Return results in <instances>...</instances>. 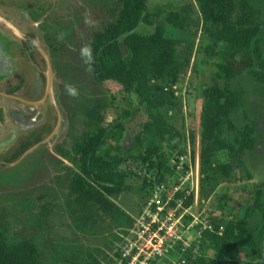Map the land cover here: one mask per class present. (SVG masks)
Masks as SVG:
<instances>
[{"label": "rangeland", "instance_id": "rangeland-1", "mask_svg": "<svg viewBox=\"0 0 264 264\" xmlns=\"http://www.w3.org/2000/svg\"><path fill=\"white\" fill-rule=\"evenodd\" d=\"M4 1L7 3L0 4V12L14 22L18 23L21 19H25L35 27L41 26L44 22L42 30L49 33L51 43H59V52L57 55L52 54L56 67L54 71L52 70L49 79L48 72H44L46 86L39 91L37 97L39 103H36L34 108L41 115L44 110L48 111L47 130L54 127L55 129L49 136L48 133L42 135L44 139L48 137L41 143L40 148L33 149L35 150L33 155L29 156L27 154L30 152H27L13 164L16 165L15 169L0 175V178H3L0 179L2 181L0 182V231L5 232L8 241L11 242L32 241L45 261H49L51 257L66 260L72 253L85 257L88 252L94 253L100 249L103 255L101 261L104 264L118 239L109 238V242L106 243L105 238L109 236L107 229L103 234L100 229L96 230L95 235L77 232L64 210L68 178L77 173L78 169L77 164H71L66 159L72 153L74 141L93 129L88 124L85 111L87 108H99L100 115L96 119L97 123L104 121V123L112 124L114 120L121 122L124 134L120 145L123 149H134L132 144L135 137L142 134L144 143L140 148L141 151H144L146 146L159 145L152 133L144 132V126L152 122L159 114L172 127L177 128L182 124L180 128H177L178 131L170 142L162 146L163 151L169 156H173V153L177 151L187 153L189 144L187 136L190 141L193 135L195 148H192L191 143L190 146L196 152L204 91L212 87H225L227 84L215 76L216 65L224 62L221 56L222 46L203 34L199 11L193 0H147V11L150 16L159 15L163 18L168 14L177 15L184 20L186 30L181 31L168 25L164 26L165 38L184 43L181 52L185 66L174 90L167 80L150 78L149 94L155 110L145 112L144 106L136 97H126L114 89L107 91L101 86H93L89 70H87L89 66L79 55V50L85 45L87 36L109 21L110 11L115 7L116 0ZM250 3L259 13L258 21L264 23V0H250ZM31 6L33 9L27 10ZM43 14L45 18L42 20ZM59 17L62 20L60 24H56ZM63 18L66 19L63 20ZM158 22L162 23V20ZM20 24L19 26L26 31L25 23L22 21ZM46 25L48 27L44 29ZM3 30L0 26V34ZM7 32L6 30L0 36V46L1 44L4 46L5 55L9 60L15 59L12 63L18 66L20 58L17 51L16 57L13 58L15 50L12 47H16L14 43L11 46L12 41L7 38L9 36ZM136 33L139 36L148 37L153 34V29L140 26ZM259 45L264 52V32L259 38ZM36 60L39 61L37 58ZM34 64L37 66V63ZM229 64L239 72V75L228 85L230 89L240 92L243 109L231 116V128L226 126L223 140L229 146H234L237 132L250 124L254 128V144L251 151L235 154L232 158L227 155H215L210 171L203 180L200 176L199 164L198 198L189 213L198 220L207 216L212 229L218 223H221L220 227L223 228L227 222L243 220L248 227L260 229L263 221L258 209L254 207L258 204L264 210V84L255 81L246 73L249 63L236 59L229 60ZM26 67L21 74H25L23 81L28 85L32 82L33 75L41 71L34 67L28 68L32 69L30 71L27 69L28 73L25 71ZM20 69L15 71V75ZM15 75L10 78H16ZM6 76V72L0 73V80ZM54 82L57 91L56 99L52 91ZM66 83L78 90L77 97L73 98L66 94ZM49 84L51 87L47 95L46 87ZM46 95L50 102L42 106ZM3 107L7 116L5 127L0 128V153H10V145L24 138L28 131L35 127L32 123L30 127L24 119L20 126L18 124L15 126L12 124L13 120L20 119H14V114L20 113V110L15 111L13 107L2 104ZM18 109H22L25 114L27 108L19 107ZM125 114L128 115L127 118H124ZM59 151L64 157L58 154ZM50 154L58 156L59 159L55 157L54 159L61 164L54 162L53 155L50 156ZM222 165L229 166V174L225 175L222 172ZM133 171L135 176L126 181L125 191L113 199L116 205L130 217H135L141 212L147 194L142 187L140 166H133ZM104 225L106 226L107 222ZM113 233L120 234L118 230ZM198 237V231L194 229L184 235V239L193 244ZM231 241L239 248L240 254L237 259L239 264L258 263L251 254L243 253L244 242L241 238L233 236ZM192 253L193 260L201 256L197 249ZM206 264L222 263L208 254Z\"/></svg>", "mask_w": 264, "mask_h": 264}, {"label": "trees", "instance_id": "trees-1", "mask_svg": "<svg viewBox=\"0 0 264 264\" xmlns=\"http://www.w3.org/2000/svg\"><path fill=\"white\" fill-rule=\"evenodd\" d=\"M193 1L199 11L203 34L222 46L224 62L216 65L215 76L227 83L225 87L209 88L203 94L198 137V159L203 180L210 171L215 155L232 158L235 154L252 150L254 128L250 124L237 132L234 146H229L223 140L226 126L231 128V116L243 109L240 92L230 89L228 85L239 75L229 60L241 59L249 63L246 73L264 84V52L259 45L264 23L258 21L259 13L252 7L250 0ZM4 3L7 2L0 0V4ZM60 17L56 24L61 22ZM158 20H162V23ZM43 25L44 22L37 30L30 29V36L50 56L54 71L56 61L52 60V54H58L59 43H51L49 33L42 30ZM165 25L186 30L184 20L177 15L168 14L163 18L159 15L150 16L147 0H116L109 21L86 38L85 44L90 45L94 60L89 70L92 85L101 86L107 91L114 89L126 97H136L145 112L155 110L149 94L150 78L165 79L171 86H176L185 66L181 52L184 43L165 38ZM140 26L152 28L153 34L148 37L139 36L136 32ZM99 111V108H87L88 124L93 129L74 141L72 153L66 159L71 164H77L78 169L77 173L68 178L64 210L79 233L95 235L96 230L100 229L103 234L107 229L109 236L105 241L108 243L109 238H118V233H113L115 230L123 233L132 221L130 215L116 205L113 199L125 191L126 181L135 176L133 166L139 165L141 168L144 189L147 178H153L158 183L164 181L171 174V169L168 165L170 156L163 151L162 146L170 142L182 124L177 128L172 127L157 114L152 122L144 126V132L152 133L159 145L146 146L141 151L144 138L138 134L132 144L134 149L126 150L120 145L124 134L123 124L117 120L112 124L104 121L97 123ZM127 117L125 114L124 118ZM190 140L194 146L193 135ZM41 141L37 138L22 145L10 162L16 163L27 152H30L27 155H33V149L40 148ZM59 155L64 157L60 151ZM221 170L225 175L230 172L228 165H222ZM192 202V198L187 199L184 207ZM254 208L258 209L263 221L260 229L248 227L245 220L227 222L223 228L220 227L221 223L215 224L213 232L204 231L198 239L196 248L201 256L193 260L192 252L185 253L187 264H206L208 254L222 264H239V248L231 241L233 236L243 240L245 255L251 254L258 261L257 264H264V210L258 204ZM106 222L107 227L104 225ZM101 260L102 252L97 249L94 253L88 252L85 257L72 253L66 260L51 257L45 261L32 241L11 242L6 233L0 231V264H102ZM157 264L170 263L162 260Z\"/></svg>", "mask_w": 264, "mask_h": 264}, {"label": "built area", "instance_id": "built-area-1", "mask_svg": "<svg viewBox=\"0 0 264 264\" xmlns=\"http://www.w3.org/2000/svg\"><path fill=\"white\" fill-rule=\"evenodd\" d=\"M187 141V153L177 151L169 157L171 174L164 181L158 183L147 178V194L141 212L131 216L130 226L117 234L118 240L104 264H154L162 260L170 264H187L185 253L195 252L194 244L198 240L190 243L184 235L194 229L198 231L199 239L204 231L213 232L207 216L198 220L189 213L198 198L199 159L197 140L196 152L193 150L195 144L191 149L188 136ZM189 198H192V204L184 207Z\"/></svg>", "mask_w": 264, "mask_h": 264}, {"label": "flooded vegetation", "instance_id": "flooded-vegetation-1", "mask_svg": "<svg viewBox=\"0 0 264 264\" xmlns=\"http://www.w3.org/2000/svg\"><path fill=\"white\" fill-rule=\"evenodd\" d=\"M28 9L31 11L33 9V6L28 7L27 10ZM22 21L26 25L25 26L26 31H24L19 26L21 25L20 23H22ZM0 24H1L0 26L4 29L3 32H1L0 36L3 33H5L6 30L9 32V33L7 32L9 34L7 38L11 39L12 41L11 46H13V43H14L16 47V48L12 47V49L15 50L13 58L16 57L15 56L16 51L18 52V57L20 58L18 59V62H19L18 66L13 64L12 62H15V59H12V60L8 59V57L5 55V52H4L5 48L1 44L0 46V73L6 72L7 76L4 77L2 80H0V128L5 127L6 116H7L5 113L6 111L5 108L4 107L2 108V104L13 107L15 111L20 110L19 111L20 113L15 112L14 119L19 118L21 121L13 120L12 124H14L15 126L18 124V126H20V123L22 124V119H24L26 120V124H30V127H32L31 123L34 124L33 126L35 127V129L29 130L27 135L24 138L10 145L9 147L10 153H6V152L0 153V155L2 154V156L0 157V174H3L6 172H9L14 166H16V165H13L15 161L10 162V160L17 153V151L20 149L22 145L28 142H32L36 140L37 138L42 139L41 141L42 143L50 135L51 131L53 130V128L47 130L48 122H49L48 121V118H49L48 111L45 112L44 110V112L41 115L39 112L34 110V108H36L35 104L39 103V101L37 100L39 91L45 88L46 86V81H45L46 79L44 78L45 76L44 72L45 71L48 72V79H49L52 74V68H51V63H50V56L42 50L38 41L33 36H30V32H31L30 29L37 30L38 27L33 26L32 24H30L28 20H25V19H21L18 23L14 22L13 19L4 16L1 12H0ZM33 42H35L39 46V48L42 50V53L35 47ZM43 54H45L48 63L46 59L44 58ZM36 58L39 59L38 62ZM34 63H37V66ZM48 64L50 65V72L48 70ZM14 65L16 67V70L22 67L17 72V75H15L16 70L14 71V67H13ZM24 67H26L25 68L26 72H28L27 71L28 68L33 69L34 67L38 68L41 71L39 74L36 73L33 75V80L28 85L24 83L23 81V75L25 74H21V72L24 71L23 70ZM32 69H28V70L30 71ZM14 75L16 76V78L11 79L10 77H13ZM49 81L51 82V79ZM50 87H51L50 84L48 87H46L47 95H48L47 93L48 89ZM52 91L56 99L57 91H56L55 82L52 84ZM47 95L43 98L42 106H44L45 103L50 102V100L47 98ZM50 105L52 106L53 104L51 103ZM19 107L27 108L25 114L22 112V109H18ZM5 132H6V129H5ZM46 133H48V136L44 139L42 135ZM0 182L2 181L0 180Z\"/></svg>", "mask_w": 264, "mask_h": 264}, {"label": "clouds", "instance_id": "clouds-1", "mask_svg": "<svg viewBox=\"0 0 264 264\" xmlns=\"http://www.w3.org/2000/svg\"><path fill=\"white\" fill-rule=\"evenodd\" d=\"M79 55L82 57L83 62L89 66L87 70H91V64L94 62V60L90 45H83L79 50ZM65 92L68 96L73 98L77 97L79 94L75 87L67 83L65 84Z\"/></svg>", "mask_w": 264, "mask_h": 264}, {"label": "water", "instance_id": "water-1", "mask_svg": "<svg viewBox=\"0 0 264 264\" xmlns=\"http://www.w3.org/2000/svg\"><path fill=\"white\" fill-rule=\"evenodd\" d=\"M43 18H45V15L42 17V20H43ZM33 43H34L35 47L42 53V50L39 48V46L35 42H33ZM43 56H44V58L47 61V58H46L45 54H43ZM47 63H48V61H47ZM48 70L50 72V65L49 64H48Z\"/></svg>", "mask_w": 264, "mask_h": 264}, {"label": "crops", "instance_id": "crops-1", "mask_svg": "<svg viewBox=\"0 0 264 264\" xmlns=\"http://www.w3.org/2000/svg\"><path fill=\"white\" fill-rule=\"evenodd\" d=\"M54 129H55V127H54ZM54 129L51 131V133L50 134H53V132H54ZM59 154V153H58ZM53 155V160H54V162L56 161V162H58V164H61V163H59V161L58 160H56V159H54V157L55 158H58L59 159V157L58 156H56L55 154H52ZM51 154H50V156H52Z\"/></svg>", "mask_w": 264, "mask_h": 264}]
</instances>
